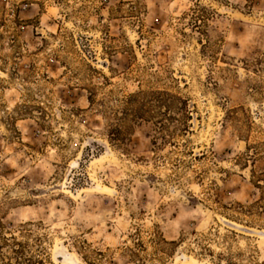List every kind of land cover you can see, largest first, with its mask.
Listing matches in <instances>:
<instances>
[{"label":"rangeland","instance_id":"1","mask_svg":"<svg viewBox=\"0 0 264 264\" xmlns=\"http://www.w3.org/2000/svg\"><path fill=\"white\" fill-rule=\"evenodd\" d=\"M0 264H264V0H0Z\"/></svg>","mask_w":264,"mask_h":264}]
</instances>
